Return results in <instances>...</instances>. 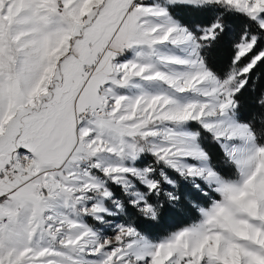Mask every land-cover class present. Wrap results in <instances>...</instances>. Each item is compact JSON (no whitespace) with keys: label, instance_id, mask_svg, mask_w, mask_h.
Masks as SVG:
<instances>
[{"label":"snow or ice","instance_id":"snow-or-ice-1","mask_svg":"<svg viewBox=\"0 0 264 264\" xmlns=\"http://www.w3.org/2000/svg\"><path fill=\"white\" fill-rule=\"evenodd\" d=\"M0 264H264V0H0Z\"/></svg>","mask_w":264,"mask_h":264}]
</instances>
